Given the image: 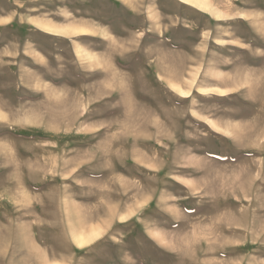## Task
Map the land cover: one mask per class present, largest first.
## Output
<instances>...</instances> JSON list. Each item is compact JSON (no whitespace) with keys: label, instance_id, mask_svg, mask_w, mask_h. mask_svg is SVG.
I'll return each mask as SVG.
<instances>
[{"label":"rangeland","instance_id":"1","mask_svg":"<svg viewBox=\"0 0 264 264\" xmlns=\"http://www.w3.org/2000/svg\"><path fill=\"white\" fill-rule=\"evenodd\" d=\"M0 264H264V0H0Z\"/></svg>","mask_w":264,"mask_h":264}]
</instances>
